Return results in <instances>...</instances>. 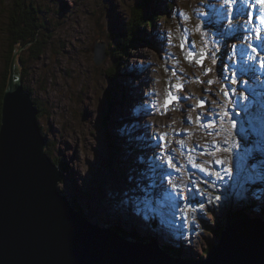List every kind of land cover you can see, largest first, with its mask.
Wrapping results in <instances>:
<instances>
[{
	"label": "rangeland",
	"instance_id": "rangeland-1",
	"mask_svg": "<svg viewBox=\"0 0 264 264\" xmlns=\"http://www.w3.org/2000/svg\"><path fill=\"white\" fill-rule=\"evenodd\" d=\"M13 1L0 0V85ZM24 1L41 37L29 49L41 52L24 53L21 83L45 110V154L77 212L186 262L208 258L239 210L264 219V101L248 94L262 87L243 76L250 67L264 84V4Z\"/></svg>",
	"mask_w": 264,
	"mask_h": 264
},
{
	"label": "water",
	"instance_id": "water-1",
	"mask_svg": "<svg viewBox=\"0 0 264 264\" xmlns=\"http://www.w3.org/2000/svg\"><path fill=\"white\" fill-rule=\"evenodd\" d=\"M16 56L0 133V264H264V222L246 218L228 225L227 219L208 260L186 262L155 245L124 241L72 211L58 191L61 174L43 152L37 112L22 91Z\"/></svg>",
	"mask_w": 264,
	"mask_h": 264
},
{
	"label": "trees",
	"instance_id": "trees-1",
	"mask_svg": "<svg viewBox=\"0 0 264 264\" xmlns=\"http://www.w3.org/2000/svg\"><path fill=\"white\" fill-rule=\"evenodd\" d=\"M10 4L11 5L13 4L12 5V8L13 9L9 13V15H8V22H7L8 32H9V35H11L8 38V45H7V51H6V63L8 65V67H11L12 60H13V57H14V54L15 53L16 54L18 53V59L20 60V62L23 63V64H26V61L23 59L24 53L26 52V50L29 49L30 45L32 46V44L34 43V41H36L38 39L40 40V38H41L38 33H35L38 36L37 37H34L33 36L34 34H31L29 32L30 30H32V31L38 30V26L36 25V23L33 22V19H31L29 16H28V18H25L27 22L24 19V11L27 9V5H30V4H28L24 0L23 1L22 0H14ZM141 7L143 8V5L142 4H141ZM33 9L35 10V8H33ZM157 12L158 11H155L154 12V15H158ZM137 15H138V23H140V22H141L140 24H143V23L147 24L148 23L147 26L146 25H143V27H145V26L146 27H151L153 25V23H155V22H153L150 19L148 20L146 18H143L140 15V13H137ZM159 15H160V20L166 19V15H164L162 13H159ZM147 17H148V15H147ZM149 21H151L152 23L149 22ZM119 33H118V35H120ZM110 36H112V35H110ZM140 36L141 35L139 33V37ZM145 40L146 39H144L143 41H145ZM38 43L39 42H35L33 44V46L37 45ZM17 48L20 49V52L16 50ZM36 49L37 50H31V49H29L30 52L28 54L33 55L35 53L41 52V49L40 48L37 47ZM107 52L109 53V50H107ZM9 76H10V73H9V71H7L6 74H4V80H3L2 84L0 85V112H2V107H3V104L2 103H4L3 96L5 95L6 90H7L8 81L10 79ZM26 89L28 91H31V90H29V88L27 86H26ZM30 95L32 96V93ZM36 105L38 107L39 117L42 118L45 115V110L42 107V105H40V104H36ZM40 118H38V119H40ZM0 127H1V124H0ZM48 155H50V154H48ZM243 213L244 212L241 211V210L238 211V215L239 216L243 215ZM238 215H237V212H236L232 216H235L234 219H236ZM224 227L225 226H223L222 229H220L218 235H220V233H222V231L224 230ZM124 235L126 236L127 239H130V241L131 240H137V241L144 242V240L141 239L142 238V235L141 234L133 233V232L131 233V230H127L126 232H124ZM152 240H154V237L153 236H151V238H150L149 241H152ZM146 242H148V240H146ZM210 247H211V244H209V247L206 249V252L207 253L209 252L208 249ZM163 249L166 250V251H169L171 253L175 252V254L180 253L182 251L181 249L170 248V247H167V246H163Z\"/></svg>",
	"mask_w": 264,
	"mask_h": 264
},
{
	"label": "bare ground",
	"instance_id": "bare-ground-1",
	"mask_svg": "<svg viewBox=\"0 0 264 264\" xmlns=\"http://www.w3.org/2000/svg\"><path fill=\"white\" fill-rule=\"evenodd\" d=\"M144 28V27H143ZM145 28H149V27H145ZM144 30H146V29H144ZM102 53H103V57L101 56V54H100V49L98 48V50H97V57H95V61L94 62H96L97 64L99 63V64H102L103 63V61H104V59H106V57H107V49H105V51H101ZM106 55V57H104ZM25 94H29L30 95V93H31V91H28L27 89H23L22 90ZM31 96V95H30ZM30 99H31V104H33V106H32V108H34L35 110H36V112H37V118H38V108H37V106H36V104H35V102H34V100H33V98H32V96L30 97ZM4 106V105H3ZM2 109H3V107H2ZM2 126H3V123H2V121H1V127H0V129L2 128ZM42 132V131H41ZM1 133V132H0ZM43 139H44V142H45V144L47 145V138L46 137H44V135H43ZM49 145H47V147H48ZM46 147V146H45ZM45 150H47V148H45ZM44 153H48V151H43ZM51 161H50V163H51V165H53V166H55V168L57 169V171L61 174V169L59 168V167H61L58 163H56L55 162V160H53V158L51 157V159H50ZM57 161V160H56ZM59 181H61V176H60V179H59ZM59 191V193H60V195L62 194V192L60 191V189L58 190ZM65 195V194H64ZM67 196V195H66ZM61 197H64V196H61ZM66 201L69 203V206H70V208L72 209V211H74V212H76V213H78L79 215H81L82 216V218L83 219H85V220H87V222L88 223H90L91 225H93V226H96V225H94L93 223H92V221L91 220H89L88 218H84L83 217V215L81 214V213H79V212H77L75 209H74V207H73V205H72V201L69 199H66ZM246 218H249L250 220H256V221H260V222H264V219H258V218H253V217H249V215L248 214H246V213H243V215H241V216H237V218L236 219H233V220H230L231 222L228 224V225H230V224H232V223H234V222H237V221H239V220H242V219H246ZM227 225V226H228ZM227 226H225L224 227V230L222 231V233L223 232H225L226 231V227ZM98 228H100V229H102V230H104V229H106V230H109L110 232H112V233H115L114 232V230L111 228V229H109V228H104V227H101V226H97ZM222 233H221V235H222ZM116 234V233H115ZM117 235H118V233H117ZM121 236V235H120ZM123 237V236H122ZM124 239V241H127V242H131V243H137V244H140V245H155V246H157V248L158 249H160L159 247V244L157 243V242H141V241H137V240H131L130 241V239H127V238H125V237H123ZM220 240H221V236H220ZM219 244H220V242H219ZM219 244H217L216 246H218ZM161 250V249H160ZM162 251V250H161ZM165 255H167L168 257H172V258H174V259H176V260H180V261H183L182 259H186V258H184V255H183V257L181 258V256L180 255H177V254H169V253H167V252H164V251H162ZM205 259V258H204ZM204 259L203 260H201V261H204ZM188 260V259H187ZM208 260V258L205 260V261H207ZM189 261V260H188ZM199 259H195L194 261H189V262H201Z\"/></svg>",
	"mask_w": 264,
	"mask_h": 264
},
{
	"label": "snow or ice",
	"instance_id": "snow-or-ice-1",
	"mask_svg": "<svg viewBox=\"0 0 264 264\" xmlns=\"http://www.w3.org/2000/svg\"><path fill=\"white\" fill-rule=\"evenodd\" d=\"M259 2H260L261 4H264V0H259ZM261 22L264 23V20H262ZM254 51H255V49H254Z\"/></svg>",
	"mask_w": 264,
	"mask_h": 264
},
{
	"label": "flooded vegetation",
	"instance_id": "flooded-vegetation-1",
	"mask_svg": "<svg viewBox=\"0 0 264 264\" xmlns=\"http://www.w3.org/2000/svg\"><path fill=\"white\" fill-rule=\"evenodd\" d=\"M42 27V25L40 26V28Z\"/></svg>",
	"mask_w": 264,
	"mask_h": 264
}]
</instances>
